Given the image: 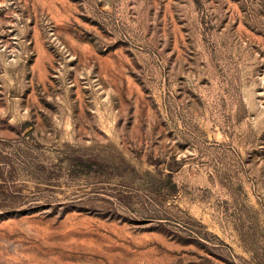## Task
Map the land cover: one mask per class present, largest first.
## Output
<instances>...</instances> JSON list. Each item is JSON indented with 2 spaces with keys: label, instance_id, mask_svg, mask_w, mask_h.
I'll return each mask as SVG.
<instances>
[{
  "label": "rangeland",
  "instance_id": "rangeland-1",
  "mask_svg": "<svg viewBox=\"0 0 264 264\" xmlns=\"http://www.w3.org/2000/svg\"><path fill=\"white\" fill-rule=\"evenodd\" d=\"M0 264H264V0H0Z\"/></svg>",
  "mask_w": 264,
  "mask_h": 264
}]
</instances>
